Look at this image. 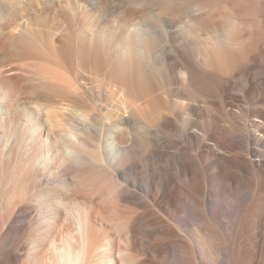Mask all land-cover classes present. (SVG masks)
I'll return each mask as SVG.
<instances>
[{
	"label": "bare ground",
	"instance_id": "1",
	"mask_svg": "<svg viewBox=\"0 0 264 264\" xmlns=\"http://www.w3.org/2000/svg\"><path fill=\"white\" fill-rule=\"evenodd\" d=\"M3 39L44 76L0 67V264H264V0H0Z\"/></svg>",
	"mask_w": 264,
	"mask_h": 264
},
{
	"label": "rangeland",
	"instance_id": "2",
	"mask_svg": "<svg viewBox=\"0 0 264 264\" xmlns=\"http://www.w3.org/2000/svg\"><path fill=\"white\" fill-rule=\"evenodd\" d=\"M78 13H80V12L76 11V13H74L75 17L72 20V25L74 27V30H76V33L77 34H81V33L84 32V29H85V27L87 25L86 24L87 21H86V18H85L86 16L85 15L83 17L82 13H80L81 15L78 14ZM59 14L60 13L56 14V13L53 12V13L50 14V16H51V18H55V17L59 16ZM79 15L81 16L80 18L78 17ZM18 20H19V23H21V24L25 23V21L23 19H18ZM73 23H75L76 25L73 24ZM80 23L82 24L81 26H80ZM84 23H85V26H84ZM10 44L11 43L9 41L3 39V42L0 45V67H1L3 72H5L7 70H10V69H14L13 72H11L9 74L7 73V76H8L9 79H12L13 76L16 78V76H17V78H16V80L18 79L17 80V84L19 85V83H20V86L24 90H26V92L24 93V95L22 97H23V99H27L33 93H35L36 88L39 87L38 82L40 83L41 80L43 79L42 77L44 76L43 73L41 72V71H43V68H42V65L39 66L40 63H38V62L34 63L33 61L26 60V59L20 57L19 55L13 54V55L7 56V53L12 51ZM59 46H60V44H59V41H58V37H55L54 38V42L51 45L50 54L53 55V56L55 54L57 55L56 50H57V48ZM48 56L50 57L49 54H48ZM36 68H38V69H36ZM38 72H39V74H38ZM38 75H39V77H38ZM88 86L89 85H87V87ZM96 88L101 89L102 91L104 90V88H101V87H96ZM91 90L93 91V89H91ZM54 96L55 97H51L50 101L55 102L53 104H56V103L57 104H61V102H60L61 98L58 97L59 100H57V99H55L57 97V95H54ZM53 98L55 99V101L52 100ZM51 104H52V102H51ZM57 104L52 106V108H55L54 113H53L54 114L53 118L55 117V119H58V120H61L63 118L66 119V117L62 114V112H60L58 110L61 106H58ZM89 105H91L90 101H89V98L85 94V92L83 90V87L80 86L79 90H78V93L76 94V100H72L69 103V105L65 104L64 107H69V108L71 107V108H73L75 110H80V111H93L94 112L95 110H93ZM193 153H196V152L193 151ZM11 166H10L11 168L9 167V170L13 168L14 163ZM65 174L67 176V175L70 174V172L67 171ZM1 178H3V172L0 170V181H1ZM139 180H140V184L145 187L146 186L145 177H141ZM63 193H64L63 194L64 198L66 197L67 203L69 205H72V206H73L75 200H76V202L80 201V202L84 203V201L86 200V197H87L83 193H77V194L76 193L75 194H73V193L70 194V193H66V192H63ZM149 196H151V195H149ZM0 199H1V193H0ZM149 201H151V203H152V199L151 198H149ZM1 202L2 201L0 200V206H1ZM32 218H34V219L36 218V215H34V213L32 215ZM24 224H27V222L24 223ZM35 225H37V224H35ZM37 226H35V227H37ZM15 253L20 255V256H24L27 253V249L25 248V245L24 244L19 245V247H17L15 249Z\"/></svg>",
	"mask_w": 264,
	"mask_h": 264
}]
</instances>
